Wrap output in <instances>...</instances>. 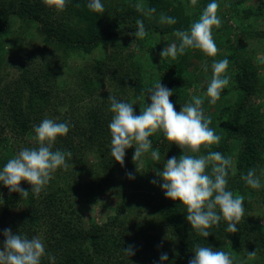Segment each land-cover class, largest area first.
Instances as JSON below:
<instances>
[{
    "label": "trees",
    "instance_id": "trees-1",
    "mask_svg": "<svg viewBox=\"0 0 264 264\" xmlns=\"http://www.w3.org/2000/svg\"><path fill=\"white\" fill-rule=\"evenodd\" d=\"M242 1L239 0L237 3L241 4ZM257 1L255 8L236 9L232 12L240 26L248 24L250 27L254 25L256 17L264 15V0ZM145 2L147 14L126 4L122 8L110 10L109 16H106L104 13L90 10L87 7L88 0H70L64 11H57L45 5L42 0H0V37L4 34L12 13H16L26 24L39 20L44 36L42 43L31 50V56L20 64L21 71L17 79L4 80L0 72V123L3 122L0 125V132L8 126L11 132L17 135L26 134L33 129L37 116L39 118L41 114L44 118L52 114L50 111H54L57 105L64 104L68 97L70 104L64 110L63 118L67 120L70 130L67 136L57 138L52 150L74 153L72 143L78 136L79 147L85 145L88 149L96 148L99 169L106 170L107 167L113 166L115 159L110 154L111 133L108 127L113 114L110 103L103 101L101 104L97 103V106L85 107L78 101L84 97L87 90L91 92L97 86L102 87L105 80L109 81L113 88H117L118 91L115 90L117 100L127 102L122 95L128 89L138 96L142 91L145 92V102L151 103L150 98H147V89L155 84L142 79L133 70V65L125 64L118 55L116 58L114 52L105 54L109 48L116 51L118 47L117 25L121 21L138 19L149 22L152 16L155 18L162 11L164 16L174 17L177 23L162 27L149 24L145 26L147 37L153 31L161 34L177 30L190 31L191 24L199 19L203 10L213 0H197L196 5H193L191 0H145ZM152 9L155 11L152 12ZM194 10L197 12H193ZM224 27L223 22L219 28L213 27V38ZM262 36L264 37V34ZM214 41L216 45L224 44L220 39L214 38ZM260 41L264 44V38ZM97 48L104 56L95 59L91 66L93 74L82 80L75 88H71L70 84L60 86V83L56 82L60 81V72L51 67L47 58L42 63L43 68L39 72L35 70V67H39L37 57L50 56L54 49H62L64 57L67 58L75 54L82 57ZM187 50L190 51L191 48ZM185 56L199 59L201 55L200 53L192 55L186 51ZM3 63V58H0V71ZM190 65L181 60L176 61L174 65H167L164 62L160 65L175 70L172 76L161 79L162 85L173 91L170 100L174 106L178 93L180 92L181 96L184 93L183 83L188 78ZM235 66L234 74L229 76V85L221 91L223 95L221 99L224 101L227 99L223 104L217 105L220 113L216 115V127L211 125L209 127L214 131L215 129L222 131L226 141L238 138L242 143V147L236 151L234 164L236 173L235 175L229 173L227 188L234 195L243 196L245 214L237 225L236 233L227 232V221L221 220L218 226L209 229L212 235L205 238L192 229L186 219L187 210L182 202L167 198L165 193H160L157 197L150 191L146 193L143 191V198L148 202L154 201L153 206L161 217V222L166 224L176 237L175 245L168 247L158 245L156 248L159 253L156 255L159 256L158 259L162 253H167L168 260L165 264H189L195 255L193 249L197 244L220 249L223 243L226 246L222 247L225 252L234 251L233 259L239 258L244 252L246 264H264V226L259 225V222L264 223V172L260 181L262 187L258 190L252 189L242 179L249 169H255L257 175L264 166V129L259 130L250 118L245 120L244 116L249 103L245 99L246 96L264 97V75L258 77L257 71L249 66L247 60L236 62ZM65 74L66 77L69 76L67 72ZM60 94L66 98L61 99ZM212 146L226 158H230L228 147L225 149L218 145ZM25 147L38 148L39 142L27 144ZM4 163L2 161V164ZM67 163L70 164V159H67ZM57 171L39 197L31 192V185L27 181L21 182V187L29 192L28 197L23 199L19 193L10 192L3 183H0V247L5 240L4 230L11 229L13 234L21 233L29 239L38 236L41 238L47 253L41 264H123L121 258L124 257V251L121 248L125 244L121 246L113 240L115 233L112 221L96 222L84 230L75 227L74 217L77 215L73 217L72 210L58 209L55 184L60 172ZM104 174L103 177L86 183L88 187L95 185L92 191L94 196L106 189L109 174ZM90 194L89 192L88 195ZM62 212L69 215L63 216ZM125 231L126 229L122 233ZM254 251H257L256 257L248 259V252ZM237 262L234 261V264Z\"/></svg>",
    "mask_w": 264,
    "mask_h": 264
},
{
    "label": "rangeland",
    "instance_id": "rangeland-1",
    "mask_svg": "<svg viewBox=\"0 0 264 264\" xmlns=\"http://www.w3.org/2000/svg\"><path fill=\"white\" fill-rule=\"evenodd\" d=\"M237 1L239 0H215L219 5L218 17L225 25L220 33L214 35L215 39H220L224 43L223 45H220V43L217 45L219 51L215 57L207 56L198 49H191L190 51L186 49L192 55L193 53H200V58L198 59L194 56H189L188 58L185 56V51L183 55H178L175 60L171 58L162 60L160 53L166 46L173 43L179 45V40L174 35L175 32L161 34L153 31L149 37L146 35L143 39H138L132 35L138 31L136 21L119 22L116 35L118 47L116 51L109 48L105 54L114 52L116 58L118 55L125 64L133 65V70L142 79L154 83L172 76L175 71L174 69L160 67L162 62L167 63V65H174L179 60L188 62L191 64L188 69L189 75L183 83L184 93L182 96L180 92L178 93V99L175 103L176 111L179 112L182 105L192 102V97H201L203 99V111L207 117L211 118L212 123L210 125L216 127V115L220 113L217 110V105L223 104L227 98L224 101L221 99L223 96L221 94L220 98L213 104L206 95L208 84L212 78L211 65L213 61L228 59V76L234 74L236 70L235 63H240L242 60H247L249 66L257 71L258 77L264 75V44L260 41L264 38L262 36L264 34V15L256 17L254 25L250 27L248 24L240 26L232 16V12L236 9L255 8L258 1L243 0L241 4L237 3ZM102 3L105 9L103 13L106 16L110 10L122 8L126 4L133 8L140 4L143 7V12L148 13L145 0H104ZM193 12H197V10ZM162 15L164 16L162 11L157 15L158 17L155 16L154 18L150 15L152 16L150 21L145 20L143 23L145 26L149 24L165 26L167 23L161 22ZM41 28L42 24L39 20L26 24L18 18L16 13L10 14L6 30L0 37V58L4 60L0 72L4 80H14L20 76V64L28 56H31V50L35 46L42 43V37L44 36ZM102 56L104 55H102V51L99 48L85 53L82 57H80V54H75L67 58L64 57L62 49H54L50 52V56L39 55L37 57V65L39 67H34L39 72L43 68L41 67L43 61L46 58L49 59L51 67L60 72V81L56 80V82H59L60 86H69L70 84L71 88H75L81 84L82 80L93 74L91 66L97 57ZM204 65L208 66L207 72L204 71ZM193 68L195 70H192ZM65 72L69 76L66 77ZM103 83L102 87L97 86L91 92L87 90L84 97H81L78 102L85 107H90L97 106V103L101 104L103 101L110 103L108 101L110 95L118 97L115 94L118 91L117 88H113L109 81L104 80ZM122 96L124 100L134 104L135 113L139 115L141 109V105L137 101L139 96L128 89ZM60 97L61 99L66 98L62 94H60ZM245 99L249 102L246 107L247 112H244L245 120L250 118L259 130L264 129V97L246 96ZM69 104L67 97L64 104H59L54 111H50L52 114L46 115L44 118L41 117V114L39 118L37 116V122L34 123L33 129L26 134L17 135L11 132L8 126H5L0 132V170L3 169L9 159L13 158L21 149L26 148L27 144L37 142L34 128L43 119L49 118L57 123H66L67 120L63 118V112L69 107ZM147 104L150 103L148 102ZM226 112L227 110L223 114L224 118ZM113 115H111V120ZM2 124L3 122L0 123V125ZM215 132L221 137L218 146L225 149L228 147V156L235 164L236 151L242 147L240 139L232 138L226 141L222 131L215 129ZM72 139L74 140V137ZM149 139L152 141V147L148 153L142 156L141 160L134 163L135 148L133 147L130 150L126 149L123 166L115 160L113 166L103 170L97 166L96 148L88 149L85 145L84 147H79L80 141L78 136H76L74 143H72L75 151L71 153L68 169L63 170L61 168L57 171L60 172L55 184L57 191L55 200L58 209L72 210L73 217L77 215L74 217L75 227L84 230L96 222L112 221L115 233L113 240L121 244V246L125 244L121 249H127L129 246L133 247L134 255L127 256L124 252V257L121 258L123 264H165L166 262H161L158 259L159 256H156L159 255L156 248L158 245H164L165 247L175 245L174 243L176 242V237L170 228L161 222V217L153 206L154 201L148 202V200L144 199L143 191L144 193L150 191L151 194L157 195V197L160 193H165L161 187L164 181L162 177L156 175V170L162 172L167 159L171 157L179 158L183 155V152L176 144H172L165 139L162 132H157ZM152 151L160 152V161L158 163L151 158ZM208 151H216V149L213 146L210 149L202 148L197 155H207ZM2 161L5 163L2 164ZM263 172L264 166L257 173L260 181L263 178ZM104 173L109 174L106 189L94 196L92 191L95 185L88 187L86 183H90L93 179L100 176L103 177ZM128 173H132L134 179H130ZM153 180H156L157 183L153 184ZM89 192L91 193L90 195H88ZM61 215L69 214L62 212ZM259 225L264 226V223L259 222ZM125 229L126 231L123 234L122 232ZM224 246L225 243L221 244L220 249ZM213 249L220 250L217 247H213ZM226 252L233 259L234 251L226 250ZM236 260L238 261L236 264H246L247 259L244 256V252L239 258L233 259V261Z\"/></svg>",
    "mask_w": 264,
    "mask_h": 264
},
{
    "label": "clouds",
    "instance_id": "clouds-1",
    "mask_svg": "<svg viewBox=\"0 0 264 264\" xmlns=\"http://www.w3.org/2000/svg\"><path fill=\"white\" fill-rule=\"evenodd\" d=\"M42 2L57 11H64L70 0ZM191 3L196 5L197 0H191ZM87 7L96 13H103L105 10L101 0H88ZM136 8L137 11L143 12L142 5L137 4ZM218 9L219 5L213 0L203 10L199 19L191 24L190 31L177 30L174 35L179 40V45L173 43L166 46L160 53L162 60H175L190 48L215 57L219 49L214 41L212 29L219 28L222 24L217 14ZM151 11L154 12L155 9ZM161 22L169 25L177 23L174 17L163 15ZM136 24L138 31L132 35L143 39L147 35L145 25L139 19ZM228 66V59L214 60L211 65L212 78L206 95L213 104L220 98L221 91L229 85L230 77L226 74ZM204 71H208L207 65H204ZM172 95L173 91L163 86L161 81L156 82L147 89L150 104L144 102L145 92L142 91L137 97L141 105L139 115L135 113L133 103L119 101L110 95L108 101L114 114L108 125L111 133L110 154L123 166L126 149L134 147L135 163L152 147L149 138L157 132H162L169 142L176 144L183 152L179 158L167 159L162 172L156 170V175L164 181L161 187L166 197L182 202L187 210L186 219L198 235L209 237L212 235L209 229L218 226L221 220L227 221L226 231L234 234L245 214L243 196L234 195L227 188L229 173H236L234 163L219 151L197 155L202 148L210 149L212 145H219L221 137L209 127L212 121L203 111L201 97H192V102L182 105L181 110L177 112L170 100ZM34 132L39 147L21 149L0 170V183L10 192L19 193L22 199L29 195V192L21 187L22 181H27L31 185V192L39 197L58 169H68L67 159L72 155L70 151L52 150L58 137L67 136L68 123H57L53 119L45 118L34 128ZM151 158L158 163L160 152L152 151ZM128 176L134 179L132 173H128ZM242 179L252 189L258 190L262 186L255 169H249ZM152 183L156 184L157 181L153 180ZM3 235L5 240L0 247V264H41L42 258L47 255L44 243L39 237L29 239L21 233L13 234L11 229L4 230ZM123 251L127 256L134 255L132 246ZM193 252L195 255L189 264H234L230 254L223 249L214 250L212 247L197 244ZM256 255L257 251L247 254L248 259H254ZM167 260V253H162L160 261Z\"/></svg>",
    "mask_w": 264,
    "mask_h": 264
}]
</instances>
